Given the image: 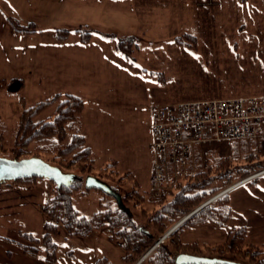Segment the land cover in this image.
I'll return each mask as SVG.
<instances>
[{"label":"rangeland","instance_id":"1","mask_svg":"<svg viewBox=\"0 0 264 264\" xmlns=\"http://www.w3.org/2000/svg\"><path fill=\"white\" fill-rule=\"evenodd\" d=\"M215 1L206 4L199 0H0V10L4 13V16L0 13V79L16 77L24 83L19 90L0 89V135L2 132L4 139L9 141L13 137L20 112L17 102L20 95L29 105L56 92L84 94L76 71L79 68L77 58L87 53L56 46L54 26L69 29L70 43L78 39L75 28L79 26L91 29V41H100V35L105 33L112 34L115 39H127L133 43L131 64L120 58L121 72L112 68L110 72L99 74L108 78L109 87H118L108 94L118 96L120 102L97 106L96 110L100 116L116 120L118 126L105 129L101 124V129L92 137L86 135L87 144L93 150L94 167L91 174L72 169V175H77L81 187L72 192L71 202L79 214L90 216L102 208L99 200L102 195L117 200L107 191L109 185L114 186L119 195L132 188L143 192L152 158L148 149L152 104L264 95V0ZM6 16H12L22 24L33 21L40 32L16 34L6 22ZM186 32L196 37L194 51L173 41L174 36ZM3 41L10 50L8 59L2 54ZM90 57L92 59L91 54ZM94 61L93 58L91 62ZM117 62L115 58V63L110 60L109 64L118 66ZM56 68L63 70V74L55 72ZM156 72L162 73L163 81L157 79ZM56 104L57 101L47 106L34 116V120L51 119ZM6 145L9 147L10 142ZM0 156L9 157L10 154L1 152ZM201 156L203 159L204 155ZM112 159L118 162L117 172L113 176H99V169ZM208 160L205 156V163ZM125 172H130L131 176ZM87 176L95 178L105 188L100 192L94 186L86 188ZM40 181L53 185L47 178H37L35 190L42 189ZM216 194L208 199L212 201ZM136 200H124L123 204L133 218L140 221L139 207L133 205ZM235 227L202 222L182 227L179 235L183 241L215 243L222 241L227 231ZM99 231L103 234L106 230L101 228ZM97 239L73 237V240H67L57 236L56 264H94V259L101 256H105L110 264H126L114 242L109 246L99 239L100 243L96 245ZM259 242L264 248V240ZM66 244L68 249L75 250V258L64 253ZM89 249V253H84Z\"/></svg>","mask_w":264,"mask_h":264},{"label":"trees","instance_id":"2","mask_svg":"<svg viewBox=\"0 0 264 264\" xmlns=\"http://www.w3.org/2000/svg\"><path fill=\"white\" fill-rule=\"evenodd\" d=\"M5 19L16 33L30 34L39 30L32 21L22 24L12 16H6ZM75 31L82 43L89 41L92 31L87 26L76 27ZM53 32L56 40H64L70 31L64 27H54ZM173 41L193 51L196 49L197 40L191 33L174 36ZM132 45L131 41L124 38H118L115 42L117 51L128 61L132 56ZM156 73L157 79L163 81L162 73ZM23 85L21 78L0 79V89L19 90ZM18 98L20 112L13 129V137L10 141L5 140L1 132L0 153L9 152V158L15 159L38 156L65 173L72 174V169H76L79 173L91 174L94 159L91 148L81 132L83 99L76 94L56 92L48 98L27 105L23 96ZM55 101L57 104L51 119L34 120V116ZM8 142L9 147L6 145ZM46 154L51 156L47 158ZM262 156L264 152L251 150L240 155L212 157L211 161L200 165L195 171L183 172L177 183L163 196H155L147 191L139 192L136 188L119 195L117 189L109 185L107 191L115 195L117 200L112 201L102 195L99 198L102 208L90 216L79 214L71 202L72 192L81 187L77 175L73 176L68 185L57 186L52 182L53 192L42 206L45 214L42 237L39 239L23 233L22 240L17 241V244L24 254L39 256L45 264H56V236L60 230L61 235L68 239L71 236L86 237L105 228L109 238L120 248L122 260L126 264H134L176 220L188 215L221 189L264 167ZM109 166L112 168H108ZM116 166L117 161L114 159L106 162L99 169V176H113L117 172ZM125 174L131 176L130 172ZM37 178L41 177L30 176L10 181L33 184ZM257 182L258 178H253L245 184L252 186ZM96 189L102 191V188ZM133 198L137 199L133 205L139 207L140 221L135 220L131 211L123 204L124 200ZM230 214V195L227 191L189 215L178 230H174L159 246L151 249L139 264H169L180 252L219 257L240 264H264V248L261 244L248 240L247 228L244 225L228 230L220 242L183 241L180 238V230L185 226L202 222L226 226ZM66 255L71 258L74 253L69 249ZM95 264L110 263L106 257H99Z\"/></svg>","mask_w":264,"mask_h":264},{"label":"crops","instance_id":"3","mask_svg":"<svg viewBox=\"0 0 264 264\" xmlns=\"http://www.w3.org/2000/svg\"><path fill=\"white\" fill-rule=\"evenodd\" d=\"M0 13L4 16L3 11L0 10ZM37 32H40V30ZM37 32L26 35L36 34ZM100 36V41H91L92 35H90L87 43H82L80 41V36L78 39H74L70 43L68 41V37L64 40H56L53 32V37L55 38L54 44L56 46L66 49L71 48L79 51L83 50L87 53L85 56L82 55V57L77 58V66L79 68L76 71L77 78H79L78 81L84 92V94H80V97L84 101L81 131L85 137L86 143V135L92 137L94 133L96 134L97 131L101 129V124L104 125L105 129H108V127L110 128L111 125L116 126V128L118 126V122H116V120H112L106 116H100L96 108L97 106L106 107L110 104L116 105L120 102L118 96H115L114 94L109 96L108 94L111 89L118 87H109L108 78H103L99 74H102L105 71L110 72V69L112 68L121 72L119 60L120 58H125L115 48L116 40L121 37H117L115 39L114 37L112 38V34L107 33ZM3 44L2 54L4 55V58L8 59V53H10V50L7 48L8 45L6 47L4 41ZM118 53L120 55H118ZM90 54L92 59L94 58V62H91L92 59ZM115 58L118 60V66L110 65L109 61L112 60V62L115 63ZM125 60L127 63L128 60ZM108 68L109 70H106ZM55 72L62 75L64 71L60 68H56ZM108 96L109 102L107 100ZM149 124L148 133L150 134ZM150 144L151 140L148 143V149L150 157L152 158H150L149 171L146 174V182L143 186L144 191H147L148 193H150L149 178L153 160ZM249 145L253 148H250ZM89 147L91 148L90 145ZM251 150L256 151L254 145L248 141L207 140L200 144H194L187 162L182 167V171L192 172L198 169L200 165H206L205 156L209 157V162L212 157L215 156L240 155L241 153L243 154L244 152H249ZM91 152L93 153L92 148ZM201 155H204L203 159ZM106 159L110 158L107 157ZM37 184V179L33 184H23L10 180L0 182V264H45L39 256L32 257L24 254L20 246L17 244V241L22 240L23 233L31 234L39 239L43 235L45 214L42 211V206L52 194L53 185L47 183L46 181H40L39 184H41L40 186L42 189L35 190ZM229 195L231 214L227 224L233 227L244 225L247 228V237L252 242L260 243V239L264 240V174L258 176V182L256 185L249 186L245 183L239 184L229 191ZM99 234L100 231H94L86 237L89 239L99 238L104 244L109 246L113 244V241L109 238L107 231H103V234ZM57 236H62L61 230ZM252 236L255 239H253ZM99 239L94 241L96 245L97 243H100ZM67 240H73V237L71 236ZM65 243H67V241ZM114 244L115 246H118L115 242ZM65 247L64 253L66 254V251L69 249L67 244ZM72 251L74 256L71 258H75V250ZM85 252L89 253L90 249L84 251V253ZM97 258L94 259V264Z\"/></svg>","mask_w":264,"mask_h":264},{"label":"built area","instance_id":"4","mask_svg":"<svg viewBox=\"0 0 264 264\" xmlns=\"http://www.w3.org/2000/svg\"><path fill=\"white\" fill-rule=\"evenodd\" d=\"M149 117L153 156L149 190L155 196H163L177 183L194 144L207 140H243L251 142L257 151L264 150V95L156 103L150 107ZM262 174L264 168L227 186L213 198ZM185 219L184 216L177 222L180 225ZM169 234L158 237L151 249Z\"/></svg>","mask_w":264,"mask_h":264},{"label":"water","instance_id":"5","mask_svg":"<svg viewBox=\"0 0 264 264\" xmlns=\"http://www.w3.org/2000/svg\"><path fill=\"white\" fill-rule=\"evenodd\" d=\"M30 176L47 178L57 186L68 185L73 178L71 173L63 172L59 167L50 164L48 161L38 156L24 157L21 159L0 156V182L5 180H16ZM85 185L86 187L94 186L97 188H105L103 184L98 182L95 178L89 176L86 178ZM210 200L211 199H208L207 201L203 202L185 217H189V215L194 213ZM180 222H177L172 227H170L165 232V235L175 230L177 226H179ZM149 250L146 251L134 264H139V262L146 256ZM174 261L178 264H240L231 260L221 259L219 257L193 255L185 252L177 253L175 255Z\"/></svg>","mask_w":264,"mask_h":264},{"label":"bare ground","instance_id":"6","mask_svg":"<svg viewBox=\"0 0 264 264\" xmlns=\"http://www.w3.org/2000/svg\"><path fill=\"white\" fill-rule=\"evenodd\" d=\"M182 218H183V217H182ZM182 218H181V219H182ZM181 219H180V220H181ZM180 220H179V221H180ZM184 221H185V220H184ZM174 224H175V223H174ZM174 224H173V225H174ZM173 225H172V226H173ZM172 226H171V227H172ZM177 227H178V226H177ZM173 231H174V230H173Z\"/></svg>","mask_w":264,"mask_h":264},{"label":"snow or ice","instance_id":"7","mask_svg":"<svg viewBox=\"0 0 264 264\" xmlns=\"http://www.w3.org/2000/svg\"><path fill=\"white\" fill-rule=\"evenodd\" d=\"M118 55H120V54L118 53Z\"/></svg>","mask_w":264,"mask_h":264}]
</instances>
